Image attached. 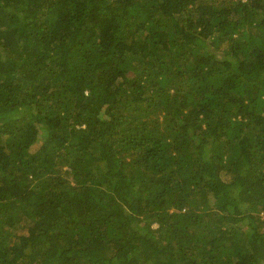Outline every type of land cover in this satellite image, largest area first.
<instances>
[{"label":"trees","instance_id":"trees-1","mask_svg":"<svg viewBox=\"0 0 264 264\" xmlns=\"http://www.w3.org/2000/svg\"><path fill=\"white\" fill-rule=\"evenodd\" d=\"M0 264H264V0H0Z\"/></svg>","mask_w":264,"mask_h":264}]
</instances>
